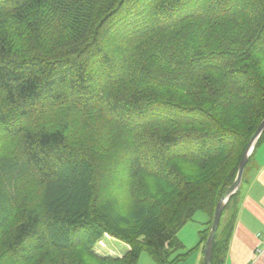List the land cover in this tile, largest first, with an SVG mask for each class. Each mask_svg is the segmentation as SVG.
Wrapping results in <instances>:
<instances>
[{"label":"trees","instance_id":"1","mask_svg":"<svg viewBox=\"0 0 264 264\" xmlns=\"http://www.w3.org/2000/svg\"><path fill=\"white\" fill-rule=\"evenodd\" d=\"M228 3L0 0V232L3 247L30 241L0 264H137L144 251L174 264L197 212L204 250L264 119V0ZM237 195L211 264L225 263ZM105 235L123 256L93 252Z\"/></svg>","mask_w":264,"mask_h":264},{"label":"crops","instance_id":"2","mask_svg":"<svg viewBox=\"0 0 264 264\" xmlns=\"http://www.w3.org/2000/svg\"><path fill=\"white\" fill-rule=\"evenodd\" d=\"M205 219L196 230L195 240L185 227L177 233L181 249L176 254H181L182 257L174 264H203L204 250L201 246L195 247L199 241L198 232L207 222V217ZM188 239L191 242H188ZM263 240L264 141L253 149L251 161L238 189L234 205L233 232L224 264H264ZM127 249V246L123 249L124 253Z\"/></svg>","mask_w":264,"mask_h":264},{"label":"water","instance_id":"3","mask_svg":"<svg viewBox=\"0 0 264 264\" xmlns=\"http://www.w3.org/2000/svg\"><path fill=\"white\" fill-rule=\"evenodd\" d=\"M264 130V119L261 121L260 125L258 126L257 130L255 131L254 135L250 139L238 166L237 175L233 182V184L230 186V188L225 192V194L221 197L219 202L216 205L213 219H212V225L210 228V232L208 234V237L204 244V257H203V264H211V252H212V243L214 240V236L217 232L219 221L222 215V212L224 210L225 205L227 204L230 197H232L237 190L239 189L242 175L245 169V166L247 164V161L249 157L252 154V151L254 149V146L259 139L260 135L262 134Z\"/></svg>","mask_w":264,"mask_h":264},{"label":"rangeland","instance_id":"4","mask_svg":"<svg viewBox=\"0 0 264 264\" xmlns=\"http://www.w3.org/2000/svg\"><path fill=\"white\" fill-rule=\"evenodd\" d=\"M206 215L202 212H197L191 221H189L184 227L186 231H190L192 238L195 240V233L198 230L199 226L202 224ZM178 237V236H177ZM188 242H191L188 239ZM126 245L112 239L111 237L105 235L94 247L93 252L102 257H112V258H120L121 254L124 253ZM123 256V255H122ZM148 262H153L146 251L141 253L139 261L137 264H148ZM154 263V262H153Z\"/></svg>","mask_w":264,"mask_h":264},{"label":"snow or ice","instance_id":"5","mask_svg":"<svg viewBox=\"0 0 264 264\" xmlns=\"http://www.w3.org/2000/svg\"><path fill=\"white\" fill-rule=\"evenodd\" d=\"M224 7H225L226 14H227V12L230 11V4L228 3V0H225ZM261 60L262 62H264V57H261ZM6 222L7 221H5V223ZM54 227L55 225L51 223L48 224V230H51V228H54ZM11 230L15 231L14 228H12ZM45 231H46L45 227L42 226L40 229V232L44 233ZM33 238H35V233H33ZM6 239H7V236L3 232H0V252L7 253L9 256H13L17 258L18 260H23L25 258V250L30 246V241H26L22 239L20 241H17L11 248H8V247H3L4 241ZM54 255L63 257V256L70 255V253L68 251H64V252H56L54 253Z\"/></svg>","mask_w":264,"mask_h":264},{"label":"built area","instance_id":"6","mask_svg":"<svg viewBox=\"0 0 264 264\" xmlns=\"http://www.w3.org/2000/svg\"><path fill=\"white\" fill-rule=\"evenodd\" d=\"M263 245H264V240H263Z\"/></svg>","mask_w":264,"mask_h":264}]
</instances>
